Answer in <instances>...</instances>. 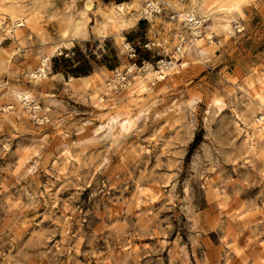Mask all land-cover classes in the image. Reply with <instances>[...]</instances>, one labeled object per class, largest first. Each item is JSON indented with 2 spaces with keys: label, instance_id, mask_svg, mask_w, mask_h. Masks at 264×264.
I'll use <instances>...</instances> for the list:
<instances>
[{
  "label": "rangeland",
  "instance_id": "rangeland-1",
  "mask_svg": "<svg viewBox=\"0 0 264 264\" xmlns=\"http://www.w3.org/2000/svg\"><path fill=\"white\" fill-rule=\"evenodd\" d=\"M157 1L134 28L101 30L125 0H0V264H264V148L245 136L260 112L240 88L264 75V0H219L237 8L203 24L202 58L131 94L143 71L128 65L157 69L176 30L191 38ZM10 10L28 20L9 33ZM83 59L91 78L71 81ZM138 185L156 197L134 205Z\"/></svg>",
  "mask_w": 264,
  "mask_h": 264
},
{
  "label": "bare ground",
  "instance_id": "bare-ground-1",
  "mask_svg": "<svg viewBox=\"0 0 264 264\" xmlns=\"http://www.w3.org/2000/svg\"><path fill=\"white\" fill-rule=\"evenodd\" d=\"M159 1L160 2H164L166 5L170 6L171 9L177 15L179 20L185 21V24L188 25L191 28V32H190V37L191 38L188 37L190 39L185 40V41L175 40L176 44H175V46H173L175 48H174V53L171 56L172 57L171 60L168 61V60H165V59H160L159 61H157V65H158V66L156 65L157 69L153 68L152 64L150 62H145L144 66L141 67V68H139L138 66H136L134 64L133 65H128L127 66V72H131L133 67L136 68L137 70L143 71L142 75L139 76V80L137 82V85H135L137 88L135 87L136 89L135 88L132 89L131 90V94H133V92L137 94V93H140V92H143V91L147 90L148 88H147V85L145 84V82L148 79L156 78L158 80H162L168 74L179 72L180 69L187 64L185 57H189L190 54H191V51H193L195 56H196V58L200 60L202 58V56L204 55V53H205V51H204V49L202 47V41L203 40H209L210 37H211V33H212L210 28H208L207 26H205L203 24L208 22L209 20H211L214 17L213 11L216 8H219V9L221 8V10H224L223 12L226 13L231 8H237V4H238V2H236V0H235V2L237 4L234 2L235 4H231L229 7H227L225 5H222V3L219 4L220 3L219 0H159ZM141 2H143L144 4L142 5ZM158 5H159V2L157 0H128V1L120 2V3H112V4H110L109 9L107 8L108 9V13L104 17V20H102L103 22H102L101 30L104 29V27H106L105 25H107L108 23H111V24L112 23H116L120 27H122L124 25H131L133 22H136L135 20H136V17H138V15L145 14V15L149 16L152 13V9H154V8L158 9ZM88 6H89V4H86V7H88ZM131 6H133V8H136V11H135L136 13L133 12L135 14V16H134L133 13H131V14H133L134 17H132L131 15H127L126 14L127 10H129V8ZM18 12L19 11H15V10H10L9 12H7V16L9 18V20H10L9 23H12L10 25H6L5 26V30L9 31V33L12 32L13 30H16V28H18L20 26H23L24 22H26V20H28V18L24 17L23 15H21ZM129 16H131L132 18H129ZM197 17L200 20H198V23L194 25V23H192L191 21L195 20ZM3 19H5V17H0V20H3ZM186 22H189V23L187 24ZM222 26H223L224 30H227L228 27H230L229 26V21L225 20L222 23ZM239 29H241V27ZM13 33H12V36H13ZM5 34H6V32H5ZM13 38H14V36H13ZM119 38H120V42L122 43V45L125 46L126 49H128V48L130 49L129 44L124 40V36L123 35H119ZM60 44H66V42L63 41ZM69 44H71V42L68 40V44L67 45H69ZM125 47H124V49H125ZM54 50L59 52V48L57 47V45H53L51 47V49H50V52H48V53H46L44 55H40V57H39V66H38V68L36 70L39 73V75L38 74H35V75L33 74L35 77H39V76L45 75L46 72L49 70L48 69L49 55ZM127 52H129V51H127ZM179 57L183 58V59H182V61L180 63H177V60H178L177 58H179ZM114 76H115V78L109 77L110 81H109V83L106 84L107 89L111 90L112 88H115L116 85L114 84V82L115 81H122L124 79V75L121 72H118V71H115ZM89 78H91V74L81 75V76H76V77L70 76V80L71 81H73L74 79H79V80L83 81V80L89 79ZM127 84L129 85V82H127L126 84L122 82L123 86H125ZM134 84H135V82H134ZM240 86H241V84H240ZM240 88H241V90L247 96V98L249 100L254 101L257 104L259 112H260L259 115H256V119H254V121H253V123H255L254 129L256 130L255 131L256 137L254 138L253 135H251L249 132L245 131L246 143L252 149H255V142L256 143L260 142V143H262L263 148H264V75L259 76L255 80H251V79L246 80L245 81V86L240 87ZM20 96H21V98L22 97L25 98L28 95L24 92V93H21ZM140 98H141L140 95H137L136 97H134L135 100L140 99ZM97 100L100 102L97 106L100 109H103L105 107V104L101 103L103 101V98L98 95L97 96ZM188 103H189V101H188ZM25 104H26V102L23 103L21 101H18V103H17L18 106H22V105H25ZM222 104H224V103H223V101H222V99L220 97L213 96L211 98V105L213 107V108L212 107L211 108L213 109V112H217V110L222 106ZM185 105L188 106L187 104H185ZM32 106H34V105H32ZM141 109L142 108H139V111ZM209 109H210V107H209ZM34 110H35V108H34ZM235 116L237 117L238 114L236 113ZM110 124H113V122L112 123L109 122L108 125L110 126ZM251 124H252V121H251ZM99 126H98V128H100V129H101V127H103L102 125H99ZM261 141H263V142H261ZM243 143H244V140H243ZM245 150H246V147H245ZM247 151H250V150L247 149ZM263 153H264V151H263ZM261 156H263V155H261ZM65 159H67V158H65ZM137 188H138V190H136L134 198H133V201H132V202H134V205H141V204L143 205L147 201L148 202L152 201L154 199V197H156V193L158 192L157 190L153 191L151 186H148V188H149L148 192H143L141 190V188L139 187V185H138ZM129 200H127V201H129ZM261 249H263V248H261Z\"/></svg>",
  "mask_w": 264,
  "mask_h": 264
},
{
  "label": "built area",
  "instance_id": "built-area-1",
  "mask_svg": "<svg viewBox=\"0 0 264 264\" xmlns=\"http://www.w3.org/2000/svg\"><path fill=\"white\" fill-rule=\"evenodd\" d=\"M159 10H160V6L159 5H158V9H155V8L152 9V11H156V12H158ZM170 18L173 19V20H179L174 11L170 14ZM198 20H200V19H198V17H197L195 20H192L191 22L194 23V25H195V24L198 23ZM179 21L184 26V28L186 27V29L190 30V32H191V28L188 25L185 24V21H183V20H179ZM186 23L188 24L189 22H186ZM173 35L175 37V40L185 41V36H184L183 32L176 30L173 33ZM143 45H144L145 48L150 50V49H152L155 46V41L153 39H147L146 42ZM130 50H131L132 55H134L135 50L133 49V47H131Z\"/></svg>",
  "mask_w": 264,
  "mask_h": 264
},
{
  "label": "trees",
  "instance_id": "trees-1",
  "mask_svg": "<svg viewBox=\"0 0 264 264\" xmlns=\"http://www.w3.org/2000/svg\"><path fill=\"white\" fill-rule=\"evenodd\" d=\"M80 57L83 58L80 54ZM87 65V60L83 59L80 61V64L72 68L70 71L73 73L74 76L77 75H87L89 73L88 69L85 68ZM80 70V71H79Z\"/></svg>",
  "mask_w": 264,
  "mask_h": 264
},
{
  "label": "crops",
  "instance_id": "crops-1",
  "mask_svg": "<svg viewBox=\"0 0 264 264\" xmlns=\"http://www.w3.org/2000/svg\"><path fill=\"white\" fill-rule=\"evenodd\" d=\"M126 1V0H125ZM128 1V0H127ZM132 7V6H131ZM130 7V8H131ZM136 22H133L130 26H128V28L127 29H131V28H134L136 25H137V23H138V21L137 20H135Z\"/></svg>",
  "mask_w": 264,
  "mask_h": 264
}]
</instances>
